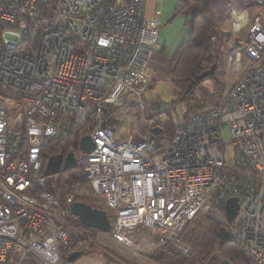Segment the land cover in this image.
I'll return each instance as SVG.
<instances>
[{"label": "built area", "instance_id": "obj_1", "mask_svg": "<svg viewBox=\"0 0 264 264\" xmlns=\"http://www.w3.org/2000/svg\"><path fill=\"white\" fill-rule=\"evenodd\" d=\"M151 2L0 0V264H62L82 186L45 176V148L86 126L95 149L77 167L116 243L188 258L187 227L207 216L264 264V0H214L213 25L232 37L226 73L241 78L222 107L191 113L161 141L159 110L143 102L162 29ZM130 104L143 121L118 140L105 111ZM230 198L240 205L232 222Z\"/></svg>", "mask_w": 264, "mask_h": 264}, {"label": "rangeland", "instance_id": "obj_2", "mask_svg": "<svg viewBox=\"0 0 264 264\" xmlns=\"http://www.w3.org/2000/svg\"><path fill=\"white\" fill-rule=\"evenodd\" d=\"M158 2H161V0H152L151 3L158 5ZM162 2L163 7L160 8L162 11V19L166 20H164V37L162 36L161 42H169L171 43L170 45L172 47L173 43L178 45L183 39V37H181L183 29L189 28L187 26L185 27V25L181 22V19H183L181 17L172 21V13L176 3L175 0H162ZM166 11L168 13L167 15ZM223 31L224 32L216 33L217 39L215 41V45L218 44L219 46L215 47L214 50L208 54V58L204 62L203 66L204 72L209 71L213 65L217 66V70L213 76H210L200 82V85L196 88L192 98L189 101L179 102L175 105L173 104L177 91L170 81L169 73L165 71L168 69V65L164 71L159 73L158 76L156 75L155 70L153 71L148 69V73L152 75L153 81L148 92L143 95V102L146 105L152 104V106H156V108H158V122L166 123L169 117V119H171L174 124H178L184 121L191 113L202 110L210 111L219 109L227 101L229 91L235 84L239 82L241 73H226V59L232 50L233 45L231 44V32L230 34L227 33V31L229 32L228 26H225ZM246 35L247 29L244 30L243 34L237 35L236 40H238L240 43L244 42ZM184 40L185 39H183L182 42ZM167 54L169 55L170 51H168ZM171 62L172 61L170 60L169 67ZM112 108L116 109L114 110L112 116L108 119L109 126H111V128L115 131V137L118 140H125L130 135L132 130L138 126H141L143 121V112L134 104L114 106ZM75 130L70 138H61V140H64V143L67 144L66 149L68 146H70V143L73 140ZM166 131L167 133H165L166 135L164 140H167L171 137L173 127H166ZM222 136L225 138L229 137V129L227 126L223 128ZM79 182L82 186L80 191L82 200L91 202L104 208L101 198L95 194L91 186H84V184H86L85 179L83 178L79 180ZM90 199H94V202ZM202 221H204V218L195 219L188 225L183 239L189 246L191 245L188 242V237L190 236L191 229L194 226L193 224L200 223ZM70 224L73 231L72 236H79L82 239H85L87 243L90 242L92 245L97 247L91 256L78 259L76 262H74V264H160L152 257L165 249L176 252L182 256V254L175 250L172 246L159 249L150 248L144 252L136 253L132 249L126 248L116 243L108 234L101 233V235H96L95 238L90 239L87 234L77 229L74 221H71ZM61 255L63 258L64 254L62 253ZM217 255L220 263L222 260H227L229 264L232 263V254L227 253V250L226 253H217Z\"/></svg>", "mask_w": 264, "mask_h": 264}, {"label": "trees", "instance_id": "obj_3", "mask_svg": "<svg viewBox=\"0 0 264 264\" xmlns=\"http://www.w3.org/2000/svg\"><path fill=\"white\" fill-rule=\"evenodd\" d=\"M175 1L176 7L172 13V21L179 17L185 19L184 23L185 26L190 29V34L188 38L181 42L177 47L169 67V78L177 91L173 101L174 105L179 102H187L192 98L196 88L200 85V82L203 81H200L199 77L204 72L203 66L208 58V54L211 53L215 47L219 46L218 44L215 45L217 39L216 33L224 32V27L216 28L212 22L214 0ZM227 33L230 34L228 31ZM115 109L108 107L105 111V122L107 127L111 128L108 119L112 116ZM156 125L162 127L164 130V134L158 137V140L161 141L165 139V133H167L166 127H173L172 137L178 124H174L168 117L166 123L157 122ZM93 129V127L89 126L77 128L73 140L67 149V144L64 143V140L55 139L45 148L46 158L49 159L56 155L66 156L68 153H74L76 158L79 159L81 156L80 140L83 137L92 134ZM83 178V172L77 167L72 171L63 172L61 175L53 176L50 180H55L60 188H65L74 183V181L79 182V180ZM85 185L87 186L90 184L86 182L84 186ZM90 200L94 202V199ZM77 201L96 208L104 209L102 206L100 207L91 202L82 200L81 194H79ZM199 218H204V221L194 223L190 236L188 237V242L193 248L190 257L184 258L176 252L165 249L152 258L160 264H220L217 253L223 254L226 253L227 250V253L232 254L231 264H254L240 253V247L235 244L234 241L220 246L219 231L221 226L217 221L207 216H198L195 219ZM71 220L74 221L77 229L87 234L90 239L95 238L96 235H101V232L97 230L83 227L73 214ZM95 248L97 247L90 242L87 243L85 239H82L79 236H72L70 242L61 250V254H64L62 264H70L68 260L70 256L76 252L82 253V256L79 259L91 256L94 253V250H96Z\"/></svg>", "mask_w": 264, "mask_h": 264}, {"label": "water", "instance_id": "obj_4", "mask_svg": "<svg viewBox=\"0 0 264 264\" xmlns=\"http://www.w3.org/2000/svg\"><path fill=\"white\" fill-rule=\"evenodd\" d=\"M217 70V66L213 65L209 71L203 72L199 77L202 81L210 76H213ZM105 123L102 124L104 128ZM154 132L161 135L164 130L156 128ZM95 149L94 143L90 135L83 137L80 140V152L82 154L90 153ZM77 168V158L74 153H68L66 156L56 155L48 159L45 176L51 177L58 175L62 172H69ZM240 205L236 198H230L226 202V216L229 222H232L239 211ZM72 214L79 220L83 227L87 229H94L102 234H109L111 230V222L109 216L104 209L96 208L83 202H77L72 207ZM231 237L228 230L224 227L219 231V244L223 246L231 242ZM82 256L81 252L73 253L69 258V263L73 264ZM220 264H229L227 260H222Z\"/></svg>", "mask_w": 264, "mask_h": 264}, {"label": "crops", "instance_id": "obj_5", "mask_svg": "<svg viewBox=\"0 0 264 264\" xmlns=\"http://www.w3.org/2000/svg\"><path fill=\"white\" fill-rule=\"evenodd\" d=\"M156 2V1H154ZM162 2V1H161ZM158 2V5L157 4H154V3H151V9L152 10H155L157 7V9H160L163 7V2ZM175 7H176V3H175ZM174 7V9H175ZM161 10V9H160ZM174 11V10H173ZM162 12V11H161ZM167 11H166V15H167ZM162 29H161V33H160V37H159V46H158V54L153 58L150 66H149V69L150 70H155L156 71V75L158 76L159 73H161L162 71H164L165 68H167V65H168V69L165 70L169 73V63H170V60L172 59L177 47L179 46V44L182 42L183 39H187L189 34H190V29H183L182 31V36L183 39L179 42L178 45L174 44L172 45L171 47V43L169 42H165V41H162L161 42V38L162 36L164 37L163 35V32H164V20L166 19H162ZM185 19H181V22L185 25L184 23ZM186 27V26H185ZM187 34V35H186ZM168 51H170V54L168 55ZM159 128H162V127H159ZM163 129V128H162Z\"/></svg>", "mask_w": 264, "mask_h": 264}, {"label": "flooded vegetation", "instance_id": "obj_6", "mask_svg": "<svg viewBox=\"0 0 264 264\" xmlns=\"http://www.w3.org/2000/svg\"><path fill=\"white\" fill-rule=\"evenodd\" d=\"M74 264V263H73Z\"/></svg>", "mask_w": 264, "mask_h": 264}]
</instances>
